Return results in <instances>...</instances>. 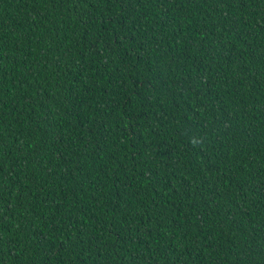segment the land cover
Instances as JSON below:
<instances>
[{"label": "trees", "instance_id": "16d2710c", "mask_svg": "<svg viewBox=\"0 0 264 264\" xmlns=\"http://www.w3.org/2000/svg\"><path fill=\"white\" fill-rule=\"evenodd\" d=\"M0 264H264V0H0Z\"/></svg>", "mask_w": 264, "mask_h": 264}]
</instances>
